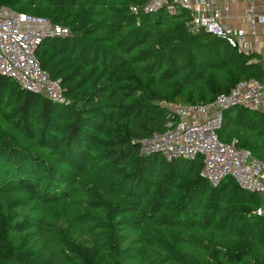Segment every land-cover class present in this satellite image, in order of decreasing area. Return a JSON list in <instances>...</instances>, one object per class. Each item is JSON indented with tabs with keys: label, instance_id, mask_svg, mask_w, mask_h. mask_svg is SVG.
<instances>
[{
	"label": "trees",
	"instance_id": "16d2710c",
	"mask_svg": "<svg viewBox=\"0 0 264 264\" xmlns=\"http://www.w3.org/2000/svg\"><path fill=\"white\" fill-rule=\"evenodd\" d=\"M148 1L0 0L70 30L36 50L66 102L0 75V264H264L263 196L231 176L211 186L202 156L168 161L136 142L165 129L170 104L264 85V65L191 32L187 9L132 11ZM263 124L235 107L219 137L264 162Z\"/></svg>",
	"mask_w": 264,
	"mask_h": 264
},
{
	"label": "built area",
	"instance_id": "2783aa9c",
	"mask_svg": "<svg viewBox=\"0 0 264 264\" xmlns=\"http://www.w3.org/2000/svg\"><path fill=\"white\" fill-rule=\"evenodd\" d=\"M264 2V0H262ZM165 8L169 13L187 9L191 32L204 30L226 39L240 51L250 48L245 28L228 26L222 21V11L212 0H150L132 11L149 12ZM245 18L250 33L258 37V25H264V11L252 5ZM69 28L44 16L0 8V75L15 79L22 88L46 95L54 102H66L61 80H54L42 68L36 50L48 37L67 36ZM240 107L264 112V85L251 77L238 82L229 92L220 93L204 103H175L168 105L165 129L136 140L142 155L159 153L168 161L178 158H203L201 175L211 186L218 187L229 176L251 193L262 194V204L254 211L264 216V162L252 152L240 147L236 138L222 141L219 130L224 124L225 111Z\"/></svg>",
	"mask_w": 264,
	"mask_h": 264
},
{
	"label": "crops",
	"instance_id": "0c3cea01",
	"mask_svg": "<svg viewBox=\"0 0 264 264\" xmlns=\"http://www.w3.org/2000/svg\"><path fill=\"white\" fill-rule=\"evenodd\" d=\"M214 7L222 11V21L233 27L245 28L250 48L247 52L257 54L258 58L254 61L261 60L264 65V25H258V37L255 38L250 33L249 24L245 18L247 10L254 5L258 11H264V2L262 0H212ZM246 120V118H243ZM264 126V124H263ZM262 197V194H260Z\"/></svg>",
	"mask_w": 264,
	"mask_h": 264
},
{
	"label": "rangeland",
	"instance_id": "374dc122",
	"mask_svg": "<svg viewBox=\"0 0 264 264\" xmlns=\"http://www.w3.org/2000/svg\"><path fill=\"white\" fill-rule=\"evenodd\" d=\"M15 80V79H14ZM54 80H58V79H54ZM16 81V80H15ZM17 82V81H16ZM18 83V82H17ZM19 84V83H18ZM20 85V84H19ZM21 86V85H20ZM22 88V87H21ZM24 89V88H23Z\"/></svg>",
	"mask_w": 264,
	"mask_h": 264
}]
</instances>
